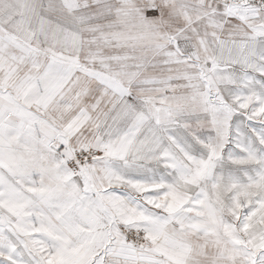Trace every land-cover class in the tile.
<instances>
[{"label": "snow or ice", "instance_id": "snow-or-ice-1", "mask_svg": "<svg viewBox=\"0 0 264 264\" xmlns=\"http://www.w3.org/2000/svg\"><path fill=\"white\" fill-rule=\"evenodd\" d=\"M0 264H264V0H0Z\"/></svg>", "mask_w": 264, "mask_h": 264}]
</instances>
